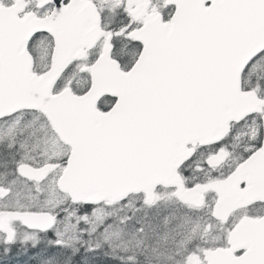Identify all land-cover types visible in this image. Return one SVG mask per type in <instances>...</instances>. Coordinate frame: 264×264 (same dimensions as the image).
<instances>
[{
  "label": "snow or ice",
  "instance_id": "6c2138e0",
  "mask_svg": "<svg viewBox=\"0 0 264 264\" xmlns=\"http://www.w3.org/2000/svg\"><path fill=\"white\" fill-rule=\"evenodd\" d=\"M0 264H264V0H0Z\"/></svg>",
  "mask_w": 264,
  "mask_h": 264
}]
</instances>
